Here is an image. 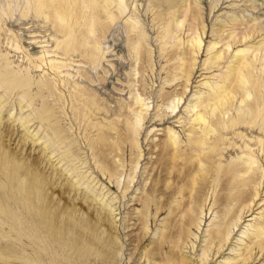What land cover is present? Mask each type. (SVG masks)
Returning a JSON list of instances; mask_svg holds the SVG:
<instances>
[{"label":"rangeland","instance_id":"1","mask_svg":"<svg viewBox=\"0 0 264 264\" xmlns=\"http://www.w3.org/2000/svg\"><path fill=\"white\" fill-rule=\"evenodd\" d=\"M230 33L264 42V0H0V264H264L263 127L229 110L191 151L189 106L226 78L205 65ZM173 130L186 167L164 155Z\"/></svg>","mask_w":264,"mask_h":264},{"label":"bare ground","instance_id":"2","mask_svg":"<svg viewBox=\"0 0 264 264\" xmlns=\"http://www.w3.org/2000/svg\"><path fill=\"white\" fill-rule=\"evenodd\" d=\"M111 3L112 2L110 1V3L109 2L107 3V5L108 4L110 5ZM184 7H182V8L184 9ZM186 10L187 11L185 13H189L190 12V8L186 9ZM57 15H58V17H59V19L61 21L64 20V16H62L60 12H57ZM194 16H195V14H194ZM198 16L195 17V19H196L195 26H194L195 20H193L194 21L193 24H192V21H191V24L194 27H197V25L201 24L200 22H199V24H197V22L200 21L199 20L200 18ZM174 18H176V17H174ZM183 18H184V15H183ZM188 18H191V17H188ZM182 22H184L183 19H182ZM180 26H182V25H180ZM171 29H172V26H171ZM171 29H170V31H171ZM193 31H195L194 28H193ZM170 33H169V35H170ZM223 33H224V30H223ZM231 33L229 34V37H227L228 39H225V40H227V42L226 41L223 42V39H224V37H223V39H221L220 42H215V43H213V45H211V47L208 50V52L211 53V58H209V62H207V64L205 65V67H207L206 71L214 72L216 70L223 69L224 66H226L229 63V67L227 65L228 73H227L226 78H222V79L220 78L219 79V77H218L219 82H218V84L216 86L215 85L213 86L211 83L207 82L205 84V87H207V89H208L207 93L202 98H198V99H196L194 101H191L190 106L188 104L190 113L193 114V117H194V118L193 117L192 118H193L195 129H201L202 130V131L200 130L202 133L199 134V136L195 135L196 136L195 140H197V142H194L195 141L194 140L193 141L194 143L192 142L193 144L191 145V151L194 152L197 156H201L202 154H205V151L208 150L207 147L210 145L211 142L215 141V143H217L215 134L218 133V130H219L218 127L220 125H223V121H225L224 118L226 116L225 113L227 111H229V110H231L232 112L236 111L235 118L231 121V126H232L233 129H238L240 127H247L250 130H252V129H255L256 124L258 122L261 124V127H263V129H264V106H263V102L260 101V99H262L264 97V69L262 68V67H264L263 66L264 55H262L263 48H264V44H263L264 42H261V43H258V44L257 43H252V41H251V34L252 33L250 35L249 34H247L245 36L243 35L244 36L243 38H240V35H239V37H237V36H234ZM246 33H248V32H246ZM215 35H217V34H215ZM193 37L194 38L192 39V41H189L190 45H191L190 47L193 50V51L191 50V53L188 56V59L190 60V63L188 64V69H189L188 73L189 74L187 73L189 80H191L190 78L195 73L196 66L198 64L197 62H198V59H199V55H200V53L202 54L201 50H202V47H203V40L201 39V37L197 33L195 34V36L193 35ZM239 39H241V40H239ZM189 40H190V38H189ZM222 42L226 43V44L222 46L221 45ZM220 45L222 47H220ZM238 45H244L246 48L245 49L243 48V50H241V48H240V50L237 49L238 51L236 52V50L234 51L233 48L238 46ZM136 48H139V47H136ZM185 55L187 56L188 54L185 53ZM182 60H183V58H182ZM186 65H187V63H186ZM185 70H186V68H185ZM176 71H177V69H176ZM214 82L216 83V81H214ZM181 101H182V99H181ZM177 102H178V100H177ZM177 102H176V104H177ZM174 108L175 109H173V111L175 112L177 107L175 106ZM138 115H141V114H138ZM214 123H217L219 126L217 127L216 125H214ZM138 124H140V123H138ZM242 125H244V126H242ZM263 129L261 131H264ZM222 130L224 131L225 128L222 129ZM222 130L220 129V131H222ZM220 131H219V135L221 134ZM189 138H187V139L190 140L191 138L190 139ZM167 139H169V140H167L168 145L164 146L165 147L164 150H163L164 155L172 156L170 161H171V163L173 165L175 164V166H178L177 164L180 161V164H182L181 166L185 165V167H186V164H188V162L184 161L185 159H183V157H184V154L188 151V149H184L183 145H180L179 135L177 133H174V130H173V132L170 133V137L167 138ZM182 141H183V139H182ZM188 142H190V141H188ZM185 146H187V145H185ZM188 152L190 153V151H188ZM190 155H192V154H190ZM221 158H223V157H221ZM257 158L258 157H256L254 153H251V154H245L242 158L239 159L240 164L243 167H246V171L244 172L243 176H247L249 178L252 175L254 176V173H256V172L261 170V168L259 167V161H258ZM191 159H193V158H191ZM163 162H164V160L162 161V163ZM159 164H160V161H159ZM157 166H158L157 167V169H158L159 165H157ZM201 166H203V165H201ZM161 167H163V166H161ZM178 168H181V167L178 166ZM166 171H167V168H166ZM188 171L189 170H187L186 172L188 173ZM186 172L184 171V173H182V174H185ZM190 172L191 171H189V174H190ZM172 174L173 173H171V175ZM175 174H177V173H175ZM175 174H174V177H175ZM178 175L180 177L181 173L179 174V172H178ZM182 177H183V175L181 176V178ZM163 178H165V177H163ZM193 183H194V181H193ZM196 183L197 182L195 181V184ZM184 191H185V189H184ZM156 208H157V206H156ZM175 211L177 212V210H175ZM173 212H174V210H173ZM177 213H179V211ZM183 227H184V225H183ZM187 229H189V228H187ZM209 232L210 231H208V233ZM222 232H224V231H222ZM76 233H75V235H76ZM209 234H211V233H209ZM213 234L214 235L217 234V231H215V233H213ZM224 234L222 236L223 237L222 239H224ZM257 235L259 237L264 236V228H258L257 229ZM217 236L215 235L214 238H216ZM211 237H212V234H211ZM214 238H212L210 240L211 241L213 240V242H216L215 240H217V239H214ZM226 238H229V237L227 236ZM217 241H219V240H217ZM180 242H181V240H180ZM180 242L178 241V243H180ZM208 242H209V240H208ZM213 242H210V243H213ZM181 246H182V244H181ZM180 262H182V261H180ZM186 262H188V260Z\"/></svg>","mask_w":264,"mask_h":264}]
</instances>
